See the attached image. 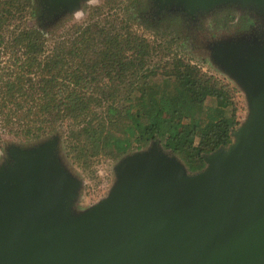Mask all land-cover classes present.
I'll return each mask as SVG.
<instances>
[{"label":"water","instance_id":"obj_1","mask_svg":"<svg viewBox=\"0 0 264 264\" xmlns=\"http://www.w3.org/2000/svg\"><path fill=\"white\" fill-rule=\"evenodd\" d=\"M68 1L40 0V16ZM209 1L157 0L156 10ZM215 57L252 103L229 146L192 174L151 146L122 161L108 197L74 216L76 184L54 142L11 151L0 171V264H264V45H226Z\"/></svg>","mask_w":264,"mask_h":264},{"label":"trees","instance_id":"obj_2","mask_svg":"<svg viewBox=\"0 0 264 264\" xmlns=\"http://www.w3.org/2000/svg\"><path fill=\"white\" fill-rule=\"evenodd\" d=\"M131 4L145 23L149 0ZM41 8L40 0H0V138L62 133L66 155L84 169L95 156L116 160L156 145L188 174L232 143L230 84L178 54L150 65L156 43L132 28L129 6L119 26L104 18L59 33L45 27ZM233 11L214 20H232Z\"/></svg>","mask_w":264,"mask_h":264},{"label":"rangeland","instance_id":"obj_3","mask_svg":"<svg viewBox=\"0 0 264 264\" xmlns=\"http://www.w3.org/2000/svg\"><path fill=\"white\" fill-rule=\"evenodd\" d=\"M131 2L132 0H69L58 10L43 11L42 18L41 16L39 18L43 20L45 27L57 33L74 22L88 23L90 20H104V18L119 26L120 18L127 16L125 9L129 6V23L132 28L156 43L157 48L149 58L150 65L178 54L192 60L203 71L227 81L232 87V99L236 109L235 129H242L252 114L249 92L241 82L235 80V77L231 76L222 65L220 66L215 54L218 47L226 45L252 49H257L260 43L264 45V6L259 5L255 0H211L199 6L197 10H189L187 4L183 8V3H180L168 10L157 11V0H149L150 5L147 14L143 17L145 21L143 23L140 21L141 17L136 18V9ZM227 8L234 10V19L214 20L218 11ZM162 31L166 34H160ZM234 140L233 134L232 142ZM47 142H54L56 161L75 181L76 185L70 195L68 207V212L72 216L81 214L108 197L111 189L118 182V167L122 161L145 154L150 148L145 146L116 160L98 155L91 158L92 166L84 169L66 155L62 133L38 140H22L2 135L0 171H8L12 165L11 151L33 149ZM1 143H4L3 146ZM175 158L184 166L177 156Z\"/></svg>","mask_w":264,"mask_h":264},{"label":"crops","instance_id":"obj_4","mask_svg":"<svg viewBox=\"0 0 264 264\" xmlns=\"http://www.w3.org/2000/svg\"><path fill=\"white\" fill-rule=\"evenodd\" d=\"M232 80H234V79H232ZM225 81V80H224ZM225 82H227V81H225Z\"/></svg>","mask_w":264,"mask_h":264}]
</instances>
